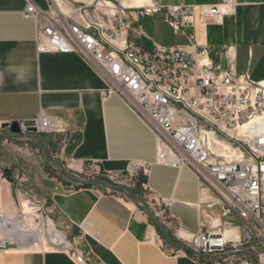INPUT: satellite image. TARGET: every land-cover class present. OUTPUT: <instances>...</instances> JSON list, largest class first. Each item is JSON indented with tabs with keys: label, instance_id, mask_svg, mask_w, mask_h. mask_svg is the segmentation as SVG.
Returning <instances> with one entry per match:
<instances>
[{
	"label": "crops",
	"instance_id": "0c3cea01",
	"mask_svg": "<svg viewBox=\"0 0 264 264\" xmlns=\"http://www.w3.org/2000/svg\"><path fill=\"white\" fill-rule=\"evenodd\" d=\"M82 1L72 0L75 5ZM124 1L126 6H145L219 0ZM29 2L56 11L53 0H0V133L8 132L3 124H30L41 112L60 118L66 131L62 138L6 134V139L25 137L26 143L13 147L12 154L0 150V162H8L5 173L14 176L13 169L17 171L20 191L35 190V202L49 212L65 242L45 250L8 249L1 243L0 264H76L67 248L79 251L85 264H239L224 253L203 255L198 261L191 257L188 246L216 219L230 223L228 236L239 234L240 220L235 215L220 218L213 182L187 166L156 160L155 132L118 94H106V79L89 62L73 51H36L38 21L23 14ZM56 2L61 8L70 3ZM235 5L232 13L196 22L186 32H193L215 65L224 69L233 64L238 74L258 81L264 78V0H235ZM162 22L171 33L170 47L185 48L186 35ZM130 39L145 46L144 39ZM53 169L61 175H50ZM69 170L124 174L136 183L119 188L97 178L84 186L66 174ZM7 190L0 178V209ZM21 206L18 215L38 208L25 199Z\"/></svg>",
	"mask_w": 264,
	"mask_h": 264
},
{
	"label": "built area",
	"instance_id": "2783aa9c",
	"mask_svg": "<svg viewBox=\"0 0 264 264\" xmlns=\"http://www.w3.org/2000/svg\"><path fill=\"white\" fill-rule=\"evenodd\" d=\"M99 1L68 3L69 10L62 15L29 2L23 14L38 21L36 51L78 53L104 76L106 94H118L155 132L159 163L187 166L213 182L219 216L235 215L241 222L239 234L226 235L230 223L216 219L188 246L194 260L224 253L239 264H264V78L252 81L238 74L233 64L218 67L193 32H186L196 22L205 24L232 13L235 0L129 8L116 0H109L114 8ZM154 14H161L175 33L186 35L185 48L153 41L140 19ZM131 35L151 43L139 45ZM31 120L18 121L19 136L28 132L27 126L40 134L66 131L57 116L41 112ZM116 175L104 173L106 181L127 188L114 180ZM67 249L76 264H85L79 251Z\"/></svg>",
	"mask_w": 264,
	"mask_h": 264
},
{
	"label": "rangeland",
	"instance_id": "374dc122",
	"mask_svg": "<svg viewBox=\"0 0 264 264\" xmlns=\"http://www.w3.org/2000/svg\"><path fill=\"white\" fill-rule=\"evenodd\" d=\"M70 2L69 4H73L72 0H64ZM120 2H122V0H119ZM127 2L129 0H126ZM124 2V1H123ZM116 4H118V1H115ZM140 23L142 24L143 30L147 33H149L151 35V38L153 39V41H155L157 44L159 45H164L166 47H170L169 45V41H170V30L168 28V26L162 22V15L160 14H154V15H149V16H145V18H141L140 19ZM151 41L148 39H144L142 41V44H144L146 46V44L150 45ZM141 44V43H140ZM3 132V134L0 133V150H7L10 151V153H13V147H19V146H23L24 143H26L25 137H19L20 139H16V138H11V139H6L4 138V135L9 134V130L8 132L5 131H1ZM40 134V133H39ZM58 135H60L59 137L62 138V134H57V135H51V134H41L40 136L42 137H57ZM17 137V136H16ZM36 138V137H34ZM34 138H32V140H34ZM35 141V140H34ZM49 156V154H48ZM3 161L0 162V178L3 179L5 182H7L8 184V190H7V194L3 195L2 197V205H1V209L0 211L7 213V211H9V214H19L21 213V200L25 199L27 201L32 202L33 204L37 205L38 208L36 211H29L28 213H22L21 216H25L27 217L28 221L31 218L29 214L31 213H35L38 216H40V219L42 220L41 222V231L42 233H46L49 234L50 233V229L48 226H45L44 223L46 222V220H49V212L46 211V209L42 207V204L35 202V196L33 195V191L35 192V190H25V191H20L19 188L20 186L18 185V177H16L17 175V171H15L13 169V175H10L8 172H10L9 170L7 171V173H5V169H8V162H6V159H2ZM47 159L43 160L44 165L48 166L49 164L47 162ZM60 162H64V161H60ZM42 163V164H43ZM14 167H11V169ZM50 168V166H49ZM10 169V168H9ZM62 171H59L58 169H53V172L50 173V175H54V174H60ZM66 174H68L70 177L76 178L79 181H81V179H86L87 181L91 180H97L101 179V180H105L106 177H104V174H95V176L92 173H77V172H73L71 170H69L68 172H66ZM61 175V174H60ZM10 178L13 180L11 181ZM10 180V181H9ZM114 180L116 182H122L124 184H128V188L134 186V184L136 183V179H128V176L124 175V174H117L116 176H114ZM81 182H85V181H81ZM41 209V210H40ZM44 211V213H43ZM11 212V213H10ZM19 216V215H18ZM20 217V216H19ZM50 221V220H49ZM1 244V243H0ZM8 244V243H6ZM58 244L57 242L53 245ZM46 247H53V246H46ZM46 247H42L43 249ZM8 249H15L18 248L17 244H8L7 245ZM20 249V248H19ZM22 249V248H21ZM33 249H40L41 248H33ZM44 249V250H45Z\"/></svg>",
	"mask_w": 264,
	"mask_h": 264
},
{
	"label": "bare ground",
	"instance_id": "6f19581e",
	"mask_svg": "<svg viewBox=\"0 0 264 264\" xmlns=\"http://www.w3.org/2000/svg\"><path fill=\"white\" fill-rule=\"evenodd\" d=\"M54 1V5L56 11L59 14H65L69 10V6H64L61 8L60 4ZM119 5L125 8L136 7L141 5H133L126 6L125 1L122 0L120 2L117 0ZM124 1V2H123ZM99 3L101 5H105L111 8L116 6L109 0H100ZM30 219L28 221L27 217L21 216L18 214H9L0 211V243H8V244H17L18 247L22 249H30V248H42L46 246H54V242L61 243L64 241L63 234L59 233L56 228L52 225L51 221L46 220L44 223L45 226H48L50 229L49 234H44L41 231V219L35 213H31ZM65 242V241H64ZM68 242V241H67ZM66 244L68 245V243ZM7 244V245H8Z\"/></svg>",
	"mask_w": 264,
	"mask_h": 264
},
{
	"label": "water",
	"instance_id": "95a60500",
	"mask_svg": "<svg viewBox=\"0 0 264 264\" xmlns=\"http://www.w3.org/2000/svg\"><path fill=\"white\" fill-rule=\"evenodd\" d=\"M2 126L9 130V135L10 136L11 135H19V133H20V129H19V126H18V121H12L10 125L5 123ZM26 129H27L28 132H31V133H34V134L36 133V129L33 126H27ZM111 185H112V187H119L120 188V186L113 185V184H111ZM166 238H167V234H166ZM167 240H168V238H167ZM5 245L7 246V244H5Z\"/></svg>",
	"mask_w": 264,
	"mask_h": 264
},
{
	"label": "trees",
	"instance_id": "16d2710c",
	"mask_svg": "<svg viewBox=\"0 0 264 264\" xmlns=\"http://www.w3.org/2000/svg\"><path fill=\"white\" fill-rule=\"evenodd\" d=\"M10 181V180H9ZM104 182L106 181V180H103ZM94 181H91V180H89V181H85V182H81V185H84V186H87V185H89V184H91V183H93Z\"/></svg>",
	"mask_w": 264,
	"mask_h": 264
}]
</instances>
